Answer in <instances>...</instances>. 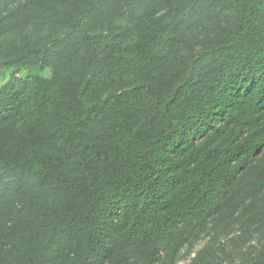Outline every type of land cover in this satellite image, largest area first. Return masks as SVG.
<instances>
[{
    "label": "trees",
    "instance_id": "1",
    "mask_svg": "<svg viewBox=\"0 0 264 264\" xmlns=\"http://www.w3.org/2000/svg\"><path fill=\"white\" fill-rule=\"evenodd\" d=\"M8 71L0 264H175L199 226H264V0H0Z\"/></svg>",
    "mask_w": 264,
    "mask_h": 264
},
{
    "label": "rangeland",
    "instance_id": "2",
    "mask_svg": "<svg viewBox=\"0 0 264 264\" xmlns=\"http://www.w3.org/2000/svg\"><path fill=\"white\" fill-rule=\"evenodd\" d=\"M43 74L50 76L51 70L46 69ZM11 75V71L0 74V85L6 83ZM19 75L26 76L27 72ZM206 247L212 253V258L217 259L220 264H242L252 261L264 248V226L253 225L243 228L237 224L231 230L223 226L217 227L212 222L206 226H199L182 246L175 264H189L193 257Z\"/></svg>",
    "mask_w": 264,
    "mask_h": 264
}]
</instances>
